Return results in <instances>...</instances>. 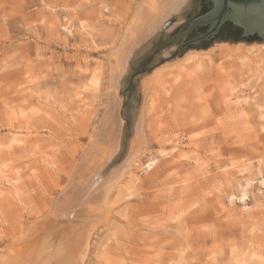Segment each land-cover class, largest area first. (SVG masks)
Wrapping results in <instances>:
<instances>
[{
    "label": "rangeland",
    "instance_id": "rangeland-1",
    "mask_svg": "<svg viewBox=\"0 0 264 264\" xmlns=\"http://www.w3.org/2000/svg\"><path fill=\"white\" fill-rule=\"evenodd\" d=\"M142 1L0 0V264L27 240L92 223L72 218L61 223L51 212L104 119L110 49ZM201 1L191 0L181 19L166 20L120 83L123 157L131 110L141 105L143 79L156 70L177 71L191 52L200 53L199 74L160 96L157 132L139 171L111 195L107 224L94 230L84 264H264V187L259 185L264 154L254 149L250 131L256 122L254 102L264 106V58L257 71L245 69L249 86L243 93L228 104L221 102L216 47L239 41L199 43L176 54L206 32L201 25L177 39L188 24L173 34L201 12ZM64 25L72 28L71 35L62 30ZM212 48L205 57L204 51ZM100 70L101 91L89 90L90 78ZM237 99L248 103L234 106ZM155 137L169 143L168 148L170 140L179 141L173 157H163L162 147L152 142ZM148 161L154 166L150 171L143 169ZM242 171L254 184L244 202L231 203L232 195L241 196ZM34 223L37 229L30 231Z\"/></svg>",
    "mask_w": 264,
    "mask_h": 264
},
{
    "label": "bare ground",
    "instance_id": "bare-ground-1",
    "mask_svg": "<svg viewBox=\"0 0 264 264\" xmlns=\"http://www.w3.org/2000/svg\"><path fill=\"white\" fill-rule=\"evenodd\" d=\"M191 4V0H143L135 8L117 45L110 49L107 62L109 66V89H106L107 106L102 116L104 119H101L99 130L89 140L87 151L84 153V155L87 154L85 155L87 157L84 156V161L75 169L69 179L67 191L61 194L56 205L53 203L54 209L51 212V215L60 222L72 218L83 224L87 221L92 223H87L86 227H80L81 225L72 227L70 232L66 234H61V232L52 233L50 236L49 234H41L42 240L30 239L31 242L28 244L27 240L25 246L23 245L19 251H13L10 254V259L6 264L85 263L94 230L107 224L112 207L110 203L113 202H110L111 195L127 177L133 178V174L139 171L141 158L151 144L150 137L157 132L156 119L159 113L160 96L170 94L171 89L182 79H190L197 75L202 67V61L198 60L200 53L191 52L188 61L179 67L177 71H169L164 74L161 70H156L150 76L144 78L142 82L140 81L141 105L138 108L133 107V110H131L130 139L127 141L128 144L126 150L124 149L123 157H120V154L123 153L122 139L125 127L120 117V83L125 82L129 77L131 61L136 62L140 59V54L152 44L166 20L173 16L181 19ZM85 23L80 24L81 29L85 30ZM216 48L220 58L214 68L219 78L216 80V89L219 100L228 104L231 99L236 97L238 93H243V89L249 86L245 69L252 73L261 67L264 58V43L248 45L243 42L237 44L222 42ZM214 50L212 48L204 51V56L209 57ZM192 62H196L194 67L190 66ZM208 63L212 64V59H209ZM102 87V70H100L92 75L87 88L99 91ZM138 92L140 93L139 90ZM242 102L248 103L245 99H237L234 106H238ZM252 108L253 114L256 115V122L250 128L254 137L252 139L254 149L256 151L261 150L264 154V106L254 102ZM19 141L21 143L24 141L29 142V140L23 139ZM152 142L162 147L161 154L165 159L171 157L179 147V141L175 139L170 140L169 148V143H163L157 137L153 138ZM152 164V161H148L146 166L143 165V169L150 170ZM81 171L85 172V174L83 172L85 176L82 175ZM245 171H242L244 186L239 183V187L242 189L241 196L237 198L232 195L231 203L236 200L244 202L248 198L246 191L252 187L254 179L246 178L244 176ZM259 185L264 187V179L261 180ZM61 205H64V207ZM35 223L30 227V231L35 229ZM77 224L79 223L77 222ZM47 226L50 225L45 223L44 227ZM40 230L42 232V228ZM39 232H37V235ZM29 255H33V260L30 262L27 258Z\"/></svg>",
    "mask_w": 264,
    "mask_h": 264
},
{
    "label": "water",
    "instance_id": "water-1",
    "mask_svg": "<svg viewBox=\"0 0 264 264\" xmlns=\"http://www.w3.org/2000/svg\"><path fill=\"white\" fill-rule=\"evenodd\" d=\"M210 2L212 5L208 0L201 1V5H203L201 12L173 33L175 34L188 24H190V27L177 39L197 26L203 25L206 29L204 34L182 45L176 54L188 46L199 43L207 47L212 45L213 41L231 40L237 42L240 33L232 31L231 25L242 29L243 38H246L247 41L264 40V0H210ZM254 35L259 38H251Z\"/></svg>",
    "mask_w": 264,
    "mask_h": 264
},
{
    "label": "flooded vegetation",
    "instance_id": "flooded-vegetation-1",
    "mask_svg": "<svg viewBox=\"0 0 264 264\" xmlns=\"http://www.w3.org/2000/svg\"><path fill=\"white\" fill-rule=\"evenodd\" d=\"M208 2L209 3H211L210 2V0H208ZM211 5H212V3H211ZM230 24V23H229ZM232 26V28H231V30L232 31H234V32H239L240 33V37H242L243 38V31H242V29H239V27H236V26H234V25H231ZM223 27V26H222ZM222 27L220 28V30L222 29ZM219 30V31H220ZM253 37H258L257 35H254V36H251V38H253ZM250 38V37H249ZM259 38V37H258Z\"/></svg>",
    "mask_w": 264,
    "mask_h": 264
},
{
    "label": "built area",
    "instance_id": "built-area-1",
    "mask_svg": "<svg viewBox=\"0 0 264 264\" xmlns=\"http://www.w3.org/2000/svg\"><path fill=\"white\" fill-rule=\"evenodd\" d=\"M62 30H63L65 33L71 35L72 28H71L70 26L64 25V26L62 27ZM152 169H154V166H153ZM152 169H150V170H152ZM150 170H149V171H150Z\"/></svg>",
    "mask_w": 264,
    "mask_h": 264
},
{
    "label": "trees",
    "instance_id": "trees-1",
    "mask_svg": "<svg viewBox=\"0 0 264 264\" xmlns=\"http://www.w3.org/2000/svg\"><path fill=\"white\" fill-rule=\"evenodd\" d=\"M238 41H239V42H242V41H247V39H246V38H240V37H239ZM248 42H252V41H251V40H249Z\"/></svg>",
    "mask_w": 264,
    "mask_h": 264
}]
</instances>
